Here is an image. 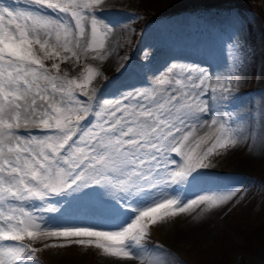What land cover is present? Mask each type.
Instances as JSON below:
<instances>
[{"label": "snow or ice", "instance_id": "snow-or-ice-1", "mask_svg": "<svg viewBox=\"0 0 264 264\" xmlns=\"http://www.w3.org/2000/svg\"><path fill=\"white\" fill-rule=\"evenodd\" d=\"M104 2L0 0V264H38L40 249L25 241L49 239L66 243L45 247L93 246L114 264H167V251L147 243L152 226L239 191L203 194L200 175L217 150L253 135L228 110L243 72L239 46L228 44L237 74L215 83L199 65L173 63L145 90L101 99L89 89L97 69L69 78L60 68L89 51L106 58L114 25ZM92 193L101 223H67L60 200Z\"/></svg>", "mask_w": 264, "mask_h": 264}, {"label": "rangeland", "instance_id": "rangeland-1", "mask_svg": "<svg viewBox=\"0 0 264 264\" xmlns=\"http://www.w3.org/2000/svg\"><path fill=\"white\" fill-rule=\"evenodd\" d=\"M114 1L116 0H105L102 6L103 17L114 27L100 54L106 58L110 56L107 45L112 35L123 37L124 42L111 53V57H116L120 62L121 71L113 73L105 70L106 58L98 59L96 53L89 51L87 54L81 53L79 61L61 62V74L67 72L69 78L78 77L86 66L94 67L98 74L89 89H94L101 99L112 98L132 88L143 91L153 74L162 73L166 66L173 63L199 65L208 72L212 80L209 65L176 56L168 58L150 71L147 69L145 74L131 69L136 67L134 59L137 55L145 54L138 64H153L151 59L146 58V54H150V50L155 53L157 48L170 50L162 39L174 38L178 42L195 43V47L201 44V48L213 52L218 56L217 59L223 61L226 66L225 76L229 70L235 75L237 68L231 67L234 53L228 48V44L235 41L239 46L235 55L239 57L238 65L243 72L240 74L238 87L234 88L235 99L228 105V110L235 109L237 122L246 123L250 130H254L252 137L239 147L227 151L217 150L209 158L211 166L200 170L201 177L208 181L203 184V194L211 195L213 191L218 194L235 187L239 191L234 197L215 207L201 204L193 206L187 212L163 217L152 226L148 245H161L168 253L167 264H264V260L255 261L241 252L244 225L250 220L258 222L264 217V212H261L264 209V145L254 134L255 131L264 133L263 0H211L209 4L212 5L205 4L208 0H118L120 9L128 15L126 23L118 20L115 16L116 8L109 6ZM144 36L150 37V40L142 47V51L138 42ZM81 43L84 45L86 42ZM47 63L50 65L52 62ZM129 77L131 79L126 83L125 80ZM98 78L108 80V84L117 82L116 89L94 87ZM238 171L243 172L236 175ZM229 178L234 180L226 185ZM96 199V193L73 200L68 197L60 200L58 206L62 210H68L65 220L69 224L99 225L101 219L97 215L99 205ZM103 199L108 200L110 196L105 193ZM25 243H31L33 247L40 249L36 254L38 264H114L113 258L107 257L102 250L93 246L68 244L64 247H45V244L66 243L56 239L26 240Z\"/></svg>", "mask_w": 264, "mask_h": 264}, {"label": "bare ground", "instance_id": "bare-ground-1", "mask_svg": "<svg viewBox=\"0 0 264 264\" xmlns=\"http://www.w3.org/2000/svg\"><path fill=\"white\" fill-rule=\"evenodd\" d=\"M109 6H111L112 8H116V17H118V20H120L121 22H127V17L128 15H126L124 13V11H122V9H120V5L118 4V0L114 1V2H110ZM107 11V10H106ZM116 17H112L113 19H116ZM177 21H181V19H177ZM163 38V37H162ZM161 38V39H162ZM125 39H123V37H119L117 38L116 36L114 37L113 35L109 38L108 40V45H107V53L110 54L109 57L106 58V60L104 61V67L105 70H108L109 72H113V73H118L120 72V62L117 60L116 57H111V53L113 52V49L117 46H119L121 43L124 42ZM150 40V37L148 36H144L143 38H141L138 42L139 45V49L140 50H144L142 49V47L146 46L148 44ZM163 44H167L170 50H164L163 48H157L154 51L151 52L150 50V54L147 53L146 54V58L147 59H151L154 63L150 64L149 66H146L145 64L141 63L138 64V61L141 60V57H144L145 54L141 55V56H136V58L134 59L135 63H137L138 65L134 66L133 69H131L133 72H142V73H147L146 71H148L147 69H152L155 68L156 66H159L160 64H162L165 60H167L168 58L172 57V56H176V57H182L188 60H193L195 63H203L205 65H209L210 66V72H211V76H212V82L215 83L217 77L219 76H225L224 75V69L226 68V66L224 65L223 61L220 59H217L218 56H216V54H214L213 52H209L207 50H204V48H201V44L197 45L195 47V43H191V42H178L176 41L174 38H165L162 39ZM193 45V46H192ZM200 46V47H199ZM158 47V46H157ZM118 48V47H117ZM115 50V49H114ZM122 62V61H121ZM145 63V62H144ZM143 65V66H140ZM140 66V67H139ZM139 67V68H138ZM122 68V67H121ZM132 71H131V75H132ZM117 75V74H116ZM131 78L129 77L128 79L125 80V82L127 83L128 80H130ZM264 81V77L262 79V82ZM108 80H102L101 79H96V81L94 82V87H106L109 88L111 87L112 90L116 89V84L115 83H111L108 84ZM124 82V81H123ZM93 86V85H92ZM100 88V87H99ZM102 89V88H101ZM97 90V89H96ZM263 127V126H262ZM201 133L203 134V130L201 131ZM261 143V142H260ZM264 145V144H263ZM257 146V145H256ZM255 146V147H256ZM261 147V146H260ZM264 151V150H263ZM255 157V156H254ZM242 168V167H241ZM244 168V167H243ZM249 168V166H248ZM246 169V168H244ZM243 170V169H242ZM247 170V169H246ZM245 171V170H244ZM241 172L243 171H238L236 173V175L241 174ZM248 173V172H247ZM244 174V173H242ZM233 179H228L226 181V185H230L232 183ZM228 187V186H227ZM221 207V206H220ZM93 208V207H91ZM77 209V208H76ZM80 209V208H79ZM89 209V208H88ZM98 209V208H97ZM71 210V209H70ZM215 210V209H214ZM74 211V210H72ZM83 211V210H82ZM88 211V210H87ZM97 211V210H96ZM68 212V210H67ZM75 212V211H74ZM73 213V212H72ZM88 214V213H87ZM84 216V215H83ZM94 216V215H93ZM96 216V215H95ZM211 222H215V221H211ZM71 223V222H70Z\"/></svg>", "mask_w": 264, "mask_h": 264}, {"label": "trees", "instance_id": "trees-1", "mask_svg": "<svg viewBox=\"0 0 264 264\" xmlns=\"http://www.w3.org/2000/svg\"><path fill=\"white\" fill-rule=\"evenodd\" d=\"M210 1L211 0L206 1L205 4L208 5ZM209 5H212V3ZM231 5L228 4V6ZM178 11L175 10V12ZM261 212H264V209ZM242 238L243 244L241 246V252L243 255L255 261L259 259L264 260V217L258 222L253 220L248 221V223L244 225Z\"/></svg>", "mask_w": 264, "mask_h": 264}]
</instances>
